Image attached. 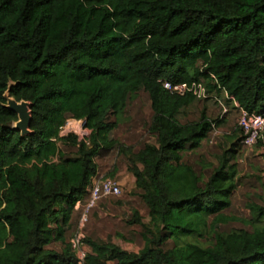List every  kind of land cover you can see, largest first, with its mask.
I'll list each match as a JSON object with an SVG mask.
<instances>
[{"label": "trees", "instance_id": "trees-1", "mask_svg": "<svg viewBox=\"0 0 264 264\" xmlns=\"http://www.w3.org/2000/svg\"><path fill=\"white\" fill-rule=\"evenodd\" d=\"M165 83H202L264 115V0H0V264H80L66 227L98 174L96 158L116 146L149 210L148 224L132 222L144 247L84 239V264H264V224H255L264 206L250 207L252 230L218 232L235 221L225 211L236 171L225 162L206 180L185 161L213 123L182 122L205 100ZM141 90L156 144L133 151L110 139V118ZM8 93L32 104L28 136L14 128ZM69 119L86 121L90 135L61 136Z\"/></svg>", "mask_w": 264, "mask_h": 264}, {"label": "rangeland", "instance_id": "rangeland-1", "mask_svg": "<svg viewBox=\"0 0 264 264\" xmlns=\"http://www.w3.org/2000/svg\"><path fill=\"white\" fill-rule=\"evenodd\" d=\"M217 98L196 101L184 111L181 121L198 122L203 115L208 117L212 127L201 146L186 152L185 161L192 164L206 180L223 163H227L236 171V189L232 195V205L225 211L227 216L235 219L230 225L219 227L218 232L232 230H252L254 219L250 210L252 205L264 206V145L246 146L243 144L244 133L239 123L242 115L236 103L230 101L226 93ZM8 107L14 100L7 94ZM226 111V113H225ZM153 119L152 102L149 95L141 90L130 101L122 116L111 115L110 121L116 123L110 139L140 150L145 144H156V138L149 132ZM16 124H14V128ZM16 129V128H15ZM75 129L80 139L87 138L91 133L84 130L81 124ZM67 157H76L78 148L62 146ZM98 176L117 180L122 185L123 194L117 198H105L91 210L86 226L81 229V220L85 210L87 197L82 205H76L70 223L66 227L67 239L72 241L81 232L84 239L100 243H114L120 249L138 253L144 247L140 224H133L138 217L144 224L150 222L149 210L143 199L142 191L137 187V180L129 171V157L118 151V147L103 150L96 158ZM138 214V215H137ZM263 225L264 223L256 222ZM60 249V245L54 244ZM173 246L170 241L168 248Z\"/></svg>", "mask_w": 264, "mask_h": 264}, {"label": "built area", "instance_id": "built-area-1", "mask_svg": "<svg viewBox=\"0 0 264 264\" xmlns=\"http://www.w3.org/2000/svg\"><path fill=\"white\" fill-rule=\"evenodd\" d=\"M164 87L171 92L172 94H177L185 96L188 93L193 94L200 100H208L217 98L216 95L208 92L205 85L194 83L192 85L180 84L172 85L170 83H165ZM228 97V96H227ZM230 98V97H228ZM239 107L238 104H236ZM241 118L239 126L244 133L243 144L246 146H254L259 144L262 140L264 142V115L258 113H249L241 109ZM226 113V111H225ZM81 124V127L84 130H89L86 127V121H77L74 119H69L66 125L62 128L61 136H66L68 134H76L79 136V133L75 129L77 124ZM216 125H213L215 127ZM90 131V130H89ZM90 135V134H89ZM88 135V136H89ZM87 136V137H88ZM123 189L121 183L117 180L99 177L98 175L92 180V184L87 191V202L85 204L84 214L81 220V229H83L89 218V213L91 210L95 209L98 206V203L105 198H117L122 196ZM78 205H82V201L78 202ZM73 249L76 251L80 264H84L88 247L84 244V235L81 232L78 234L72 241Z\"/></svg>", "mask_w": 264, "mask_h": 264}, {"label": "water", "instance_id": "water-1", "mask_svg": "<svg viewBox=\"0 0 264 264\" xmlns=\"http://www.w3.org/2000/svg\"><path fill=\"white\" fill-rule=\"evenodd\" d=\"M9 108L16 112L19 117V121L16 123L15 128L21 131L22 136L30 135L33 121L32 104L25 101L18 102L13 100Z\"/></svg>", "mask_w": 264, "mask_h": 264}, {"label": "clouds", "instance_id": "clouds-1", "mask_svg": "<svg viewBox=\"0 0 264 264\" xmlns=\"http://www.w3.org/2000/svg\"><path fill=\"white\" fill-rule=\"evenodd\" d=\"M236 103V102H235ZM237 104V103H236ZM237 106V105H236ZM238 108H240V107H238ZM241 109V108H240ZM83 203V202H82Z\"/></svg>", "mask_w": 264, "mask_h": 264}, {"label": "crops", "instance_id": "crops-1", "mask_svg": "<svg viewBox=\"0 0 264 264\" xmlns=\"http://www.w3.org/2000/svg\"><path fill=\"white\" fill-rule=\"evenodd\" d=\"M83 200H85V199H83ZM88 250H89V248H88Z\"/></svg>", "mask_w": 264, "mask_h": 264}]
</instances>
